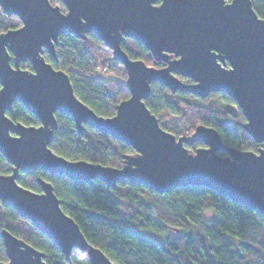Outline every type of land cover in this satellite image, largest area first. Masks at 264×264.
<instances>
[{
  "label": "water",
  "instance_id": "water-1",
  "mask_svg": "<svg viewBox=\"0 0 264 264\" xmlns=\"http://www.w3.org/2000/svg\"><path fill=\"white\" fill-rule=\"evenodd\" d=\"M61 1L65 11L50 0H0L3 11L22 22L0 33V152L12 164L11 173H0L2 204L30 219L67 260L78 248L91 264L116 263L88 241L50 181L38 177L41 191H34L18 181L21 171L42 169L90 184L100 179L109 186L126 179L160 193L203 185L264 217V147L254 151L228 145L216 128L204 124L177 137L160 125L145 102L153 81L201 97L224 92L240 106L253 139L264 142V16L252 0ZM63 33L81 39L98 35L124 64L130 96L114 115H101L85 103L68 73L44 56L46 49L57 60L56 43ZM126 37L146 45L166 65L132 59L121 46ZM25 61L32 69L21 67ZM15 101L40 124L14 121L8 112ZM57 113L70 115L78 133L91 126L135 152L124 154L120 167L69 159L50 146L59 127ZM195 141L205 145L194 151L185 145ZM1 236L8 260L0 264H48L41 250L8 229H1Z\"/></svg>",
  "mask_w": 264,
  "mask_h": 264
},
{
  "label": "trees",
  "instance_id": "trees-1",
  "mask_svg": "<svg viewBox=\"0 0 264 264\" xmlns=\"http://www.w3.org/2000/svg\"><path fill=\"white\" fill-rule=\"evenodd\" d=\"M50 1L66 10L61 0ZM252 2L258 15L264 16V0ZM21 24L17 15H7L0 6V33ZM121 46L132 59H142L155 67L166 65L136 39L126 37ZM44 56L55 68L68 73L75 93L101 115H114L117 105L130 96L124 64L113 57L112 49L94 33L84 39L63 33L56 43L57 60L46 49ZM21 67L32 69L29 61L22 62ZM99 70H109L115 77L99 80ZM145 102L160 125L177 137L191 135L196 126L204 124L216 128L228 145L254 151L264 147V142H256L246 130V117L235 99L224 92L201 97L180 90L173 92L153 81ZM8 115L27 125L40 124L38 117L20 101L13 103ZM56 115L59 127L50 146L69 159L120 167L124 154L135 152L132 146L94 127L86 126L78 133L70 115ZM185 145L194 151L205 144L195 141ZM11 172L12 164L0 152V173ZM38 177L53 184L65 212L79 224L88 241L116 264H264V217L207 186L188 185L160 193L126 179L114 186L100 179L90 184L42 169L32 173L21 171L18 181L41 191ZM3 228L41 250L48 264H91L78 248L67 260L48 235L1 200L0 261L8 260L1 236ZM171 229L173 232L163 238L156 237Z\"/></svg>",
  "mask_w": 264,
  "mask_h": 264
},
{
  "label": "rangeland",
  "instance_id": "rangeland-1",
  "mask_svg": "<svg viewBox=\"0 0 264 264\" xmlns=\"http://www.w3.org/2000/svg\"><path fill=\"white\" fill-rule=\"evenodd\" d=\"M97 77L99 78V80H106V79L115 77V75L112 74L109 70H99L97 72ZM215 98H217V97H215ZM215 98H214V100H216ZM217 99H219V98H217ZM172 232H173V230L171 229L170 231L166 232L165 234L156 235V237L163 238L164 236H166Z\"/></svg>",
  "mask_w": 264,
  "mask_h": 264
}]
</instances>
